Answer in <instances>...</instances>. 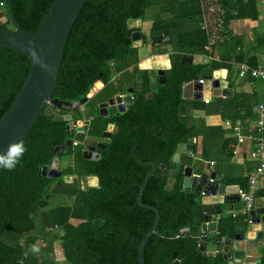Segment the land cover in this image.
<instances>
[{"label":"trees","instance_id":"obj_1","mask_svg":"<svg viewBox=\"0 0 264 264\" xmlns=\"http://www.w3.org/2000/svg\"><path fill=\"white\" fill-rule=\"evenodd\" d=\"M10 1L17 24L25 32L34 34L53 0ZM215 4L221 11L222 54L217 61L205 65L180 63L186 50L202 51L207 44L208 33L198 25L200 0H87L83 4L69 31L51 99L77 101L94 82L101 81L103 87L81 110H73L72 119L84 117L88 137H100L107 123H112L116 131L97 160H84L72 145L67 122L53 121L41 114L36 118L19 142L26 149L19 163L11 170L0 167V264H38V254H51L54 242L66 264H137L139 242L153 221V214L136 204L138 189L151 169L147 163H152L154 170L147 178L140 201L156 209L159 220L155 233L144 246V264H170L173 252L179 264H226L220 253L202 256L199 252L204 213L198 196L179 189L184 165L176 167L171 162L179 146L193 150L190 138L196 137L199 131L187 123V116L203 111L200 102L180 98L181 85L203 79L211 71L225 69L227 61L231 66L241 64L249 69L257 66L255 56L241 51V38L231 35L227 26L233 20H257L258 5L252 0H215ZM3 6L8 20L6 4ZM149 6L156 9L151 10L145 34L142 21ZM130 19L140 21L141 46L164 43L173 48L160 83L150 82L146 71L136 69L137 48L132 47L126 34V22ZM0 30H7L6 24L0 25ZM254 39L255 49L264 46V35H254ZM204 69L208 71L205 73ZM27 70L28 63L22 55L0 48V116L18 92ZM135 73H139L140 86L125 111L108 118L96 115L94 98L98 96L101 102L114 94H122L125 86L134 84ZM247 76L241 77L242 81ZM226 80L231 82L227 77ZM251 80L260 83L264 95V80ZM148 93H151L149 99L145 96ZM256 99V93L241 94L233 95L229 102L237 104L235 113L241 112V118L247 119ZM65 114H68L65 110L53 112V115ZM211 130L219 132L220 128L211 127ZM66 139L71 140V146L60 149L58 160L69 164L62 169L60 179L41 176L40 169L53 158V148ZM160 165L167 174L176 169L170 187L168 175H161ZM88 176L96 177V187L81 189L63 180L72 177V181L74 178L80 181ZM240 187L244 188L245 184ZM256 194L257 191L255 197ZM46 195L49 197L44 199ZM62 197H72V201L63 203ZM43 201L53 204L40 215L43 225L56 227L55 232L51 230L53 236L48 238L45 229V240L36 235L22 243L5 242L6 236L29 235L33 229L32 216ZM232 222L228 217L225 225L231 226ZM219 226L217 237H232L229 228ZM256 264H264V247Z\"/></svg>","mask_w":264,"mask_h":264},{"label":"water","instance_id":"obj_2","mask_svg":"<svg viewBox=\"0 0 264 264\" xmlns=\"http://www.w3.org/2000/svg\"><path fill=\"white\" fill-rule=\"evenodd\" d=\"M87 0H53L39 24L34 34L27 33L20 28L14 19L11 1L0 0V5L6 4V12L8 20L5 18V13L0 9V25L10 23L11 29L0 30V48L12 50L22 55L27 63L28 70L26 77L21 84L18 92L13 98L8 108L0 116V155L7 153L9 146L19 143L32 127L36 118L41 114L46 118H52L53 121L67 122L68 133L72 134V140L77 143H82L86 132V126L82 120H72L69 114L53 115L54 109L60 110H76L80 109L89 99H91L102 87L101 81H96L88 89L87 93L79 100L74 102H63L57 99H51V93L55 85L60 61L62 58L65 43L71 29V26L77 18L79 11ZM138 20H127L126 34L130 37L132 47L140 46L139 26H136ZM200 58H192L189 55H182L180 63L182 65L200 64ZM206 60L202 59L201 63ZM99 84V88H95ZM227 84L223 80H210L206 78L203 83L198 81H190L184 83L180 88V96L185 100L192 101H207L211 97H225L230 95L231 91L226 87ZM130 93L132 92L131 87ZM125 90V89H124ZM131 103V98L125 102V105ZM106 104L98 105L99 109H104ZM110 115L122 113L125 106L118 108L114 99L111 104L106 107ZM106 112L100 116H105ZM79 122L83 125V131L77 133L75 123ZM106 130L111 132V127L107 126ZM116 131V129L114 130ZM80 134L81 139L77 136ZM104 135V134H103ZM108 136V134H106ZM71 140L66 139L60 146L54 147L52 151L53 158L47 166H43L39 174L49 179H56L60 176L58 168V156L60 149L64 146H69ZM96 153L104 151V144H97ZM87 150H91L88 148ZM84 158V157H83ZM151 167L150 171L144 176L141 187L136 195V204L153 214V221L145 236L140 240L136 261L137 264H144L143 249L148 239L155 233L156 225L159 220L158 212L151 206L141 203L140 195L146 184L147 178L154 170L152 163H147ZM161 175L164 177L167 172L162 165ZM86 185L88 188H94L97 185V179L94 176L86 177ZM237 185L218 184L215 180L213 172H201L196 176L190 174L189 168H184L182 177L179 182V189L183 192H192L199 197L201 211L204 213L203 223L200 225V242L198 250L202 256H213L215 253H220L226 264H242L245 260V252L251 248H263L264 246V206L252 210L249 217L252 218V224L246 227L243 233L234 234L232 238H215L213 251L205 250V240L207 234L215 231V224L210 222L211 213H218L220 205L232 204L238 202L236 194ZM200 193L202 196H200ZM46 195L44 199H47ZM45 203L44 201L42 202ZM264 203V202H263ZM177 255L173 252L170 256V264H179ZM253 264V263H250Z\"/></svg>","mask_w":264,"mask_h":264},{"label":"crops","instance_id":"obj_3","mask_svg":"<svg viewBox=\"0 0 264 264\" xmlns=\"http://www.w3.org/2000/svg\"><path fill=\"white\" fill-rule=\"evenodd\" d=\"M200 8H201V17H200L201 21L198 23V25L200 26V28H203L208 33V28H207L208 26L205 20L206 16L208 15V11L206 13L203 12L202 7H201V2H200ZM218 11L221 14V11L220 10ZM257 11H258L257 20L255 21H250L248 19L233 20L228 23L227 28L230 31L231 35L238 36L241 38V51L242 52L247 51L249 55H254L256 59V65L264 67V46H259V50L255 49L257 44L254 39V35H264V14H263L264 6L257 7ZM218 22L219 24H217V26L214 27L216 29L215 31L218 32L217 44L214 42H211L208 36L207 44L206 46H204L202 51L199 50L197 52L190 53V50H186L185 51L186 53L184 52L182 55H189L192 58L194 57L200 58L199 59L200 64H195V65H205V64H208L210 61H217L219 56L222 54L221 43H222V40L224 39V37L221 36L222 29L220 27V19ZM158 45H163V44H157V45H152V46L156 47ZM163 46H167V47L169 46V50H166L167 48L166 49L164 48L165 51H163L162 53L164 57H166V59L164 58V62L156 65L155 67L151 66L146 71L148 75L150 76V79H149L150 82H153L155 80L160 83L163 79L165 70L168 68L167 57L169 54L173 52V48L169 44H165ZM236 51H238V48H236ZM202 59H205L206 61L204 63H201ZM190 65H194V64H190ZM239 65L241 64L231 66V63L227 61L224 63V66H225L224 68L226 70L219 69V70L211 71L209 75L207 74L205 75L203 79H200V80H203V82L206 78H210V80H223L226 82L227 84L226 87L231 91V93L230 95L225 96V97H221V96L215 97V98L211 97L207 101H203V100L196 101V102H200L203 105V111L193 112L192 114L187 116V123L189 125H193L199 131L196 137L190 138V140L191 139L195 140L194 143H191L194 146L193 150L186 149L184 145L179 146L176 152L172 155L171 162L176 167L180 165H184V168H189L190 174H192V176H196L201 172H205V173L213 172L215 175V180L218 184L220 183V184H224L227 186L237 185L239 188H241L240 185L242 186L243 184H245L248 173L256 166V163H257V160L255 158L254 148L252 144H249V143H244L241 145L235 144V141L231 138L230 130L225 128L222 122L225 120H229V121L240 120V121L245 122V125H250L251 127L252 122H253L252 113L250 114V117L247 119L241 118L242 116L241 112L239 114L235 113L237 104L236 105L231 104L229 102V99L233 95L243 94L245 96H249L253 93H256L257 95L256 102L250 108L252 111V108L255 105L264 101V95H263V89L260 86V83L252 82V80L248 76L245 78L244 81H242V79L239 78L237 74L238 72L237 67ZM158 66H161V67H158ZM207 71H208L207 69H204L205 73ZM226 77L231 79V82H228L226 80ZM133 81H134L133 85L132 84L127 85L123 88V93H124L125 88L127 87L132 88V92L129 94L130 98H131V94L135 91L134 89L137 88L138 84L140 86V83H139L140 79L137 80V75L134 76ZM194 81H198V80H194ZM123 93L114 94L113 100L116 98V96L123 95ZM145 96L146 98L149 99L151 98V93H148ZM182 100H185V99H182ZM188 100L192 101L190 99ZM128 105H125V109ZM83 125L86 126V130H87V123L83 122ZM211 127H219L220 131L218 132L216 130H211ZM186 150H190L191 152H193L194 158L187 157L185 154ZM233 150L235 151L234 154L232 153ZM218 166H222V170H219L217 168ZM224 166L227 168L226 170L224 169ZM227 171L230 175L226 174ZM175 172H176V169L172 170L171 172L167 174L168 175V178H167L168 187H170L174 182L173 176ZM256 191L258 192V194H256V197H255L254 208L258 209L264 206V203H263L264 202V177L259 181ZM239 206H240L239 201L236 203H232V204L223 203L222 205H220V207L218 208L220 210V217L215 223L213 222L215 224V231L212 233H208L207 239L205 240V250L206 251L214 250L215 246L213 245V241L215 238L225 239V238L231 237L228 235L217 237L216 235L218 234L217 232L218 225H220L219 227H221L222 229L229 228V230L232 232L233 235L243 233L246 230V225L242 222L241 218H231L227 216L226 214H224V208H227V207L238 208ZM212 214L214 213H211V215ZM228 217L230 219H233L234 221L235 219H240L241 225H239L237 222L235 223L232 222L231 226L229 225L226 226L225 221H226V218ZM209 221L212 222L211 219ZM199 237H200V232H199ZM207 244L210 245L212 248L206 249ZM249 250H246L245 252L246 254L245 261L247 260L246 262L248 263L250 262V263L256 264V262L258 261L261 255L262 248L260 249V254L258 258H255V259H253L254 257L252 255L253 251H249Z\"/></svg>","mask_w":264,"mask_h":264},{"label":"built area","instance_id":"obj_4","mask_svg":"<svg viewBox=\"0 0 264 264\" xmlns=\"http://www.w3.org/2000/svg\"><path fill=\"white\" fill-rule=\"evenodd\" d=\"M258 7L264 6V0H252ZM264 14V12H263ZM237 74L239 78L244 75H248L250 79H260L264 80V67L257 66L255 68H247L245 65H239L237 67ZM199 83H202L203 80H198ZM252 117L253 122L252 126L245 125V122L240 120L229 121L225 120L222 122L225 128L230 130L231 138L235 141V144L241 145L244 143L252 144L255 152V158L257 160L256 166L248 173L246 177V183L244 188H238L236 194L238 196V201L240 206L238 208L227 207L224 208V214L231 218H241L242 222L246 227L252 224V218L249 217V213L254 208L255 202V192L259 181L264 177V101L255 105L252 108ZM191 143H194L195 140L191 139ZM75 144V141H72V145ZM234 154L235 151L233 150ZM186 156L189 158H194L193 152L186 150ZM79 186L81 189H85L86 178L80 179ZM200 196L202 194L200 193ZM220 217V211L210 215L212 222H216ZM48 229V228H47ZM56 227L49 228L48 230H54ZM40 241H37L39 243ZM246 263V261H243ZM242 262V264H243Z\"/></svg>","mask_w":264,"mask_h":264},{"label":"rangeland","instance_id":"obj_5","mask_svg":"<svg viewBox=\"0 0 264 264\" xmlns=\"http://www.w3.org/2000/svg\"><path fill=\"white\" fill-rule=\"evenodd\" d=\"M156 1L158 2V0H156ZM200 2H201V7H202L203 12L206 13L208 11V15L206 16L205 20H206V24L208 26L207 28H208L209 40L211 42H214V43L217 44L218 32L215 31L216 29L214 27H216L217 24H219L218 21L220 19V15H219L220 13H219V11H218V9L216 7V4H215L214 0H200ZM209 8H211V9H209ZM0 9L5 13L4 6L0 5ZM155 9L156 8L154 6H149L148 8H146L145 13H144V21H142L143 22L142 32L145 33V31L148 29L149 23L151 21V14H150L151 10H155ZM136 26L140 27V21L136 24ZM6 27H7V29H11L12 28L10 23H7V22H6ZM141 44L142 43H140V46H141ZM161 44L165 45L164 43H161ZM163 45H158L156 47H153L149 43H145L141 47L140 46L137 47L136 55L138 56V63L136 64V67H137L136 69H138L140 71H147V69L150 68L151 66L155 67L156 65L164 62V58L166 59V57H164V55L162 53H163V51H165L166 48H167L166 50H169V46L167 47V46H163ZM156 56H158V57H156ZM158 67H161V66H158ZM111 72L114 73V70L111 69ZM132 72H134V71H132ZM136 74L137 73H135V75ZM159 74H161V73H159ZM137 80H139V73L137 74ZM106 92H104V94ZM113 97L114 96L111 97L110 102L114 101ZM94 101L98 102V96H96L94 98ZM56 109H58V108H56ZM79 110H81V107H80ZM83 119H84V117H83ZM68 164H69V162H64L63 163V161H61L59 168H64ZM217 168L219 170H222V166H218ZM224 169L226 170L227 168L224 166ZM226 174L230 175L228 173V171L226 172ZM63 180H66V183H68V184L72 183L73 185H77V187L80 184L79 183L80 181H78V179H76V178H74V181H71L69 178H65ZM61 200H63V203H68L69 204L72 201V197H62ZM52 205L53 204L52 203L50 204L49 202H45L44 204L41 203L40 208L38 209V211H36V213H34L33 216H32L33 229L28 233L29 235L25 234V237H19L18 236L17 238L14 237V236H6V237H4L5 242H7V243H16V242L22 243L27 238H32V237L36 238V235H38L37 238H41L40 235L43 236L42 239L45 240L46 239V237H44L45 229L47 230L46 232H48L46 234L48 238L53 236V233L55 232V230H53L54 232L53 231H49L48 230L49 228L46 227L45 225H43L42 218L40 217L41 214H44L48 209L52 208ZM235 222H237L239 225H241L240 219H235L234 223ZM72 223H74V222L72 221ZM37 240H39V239H37ZM42 244L39 245L40 248L42 247ZM56 245L57 244L54 242L53 245H52V253L51 254L48 253V252L46 254H42V253L38 254V257H39V263L38 264H66L60 258L59 254H58V251L56 249V247H57ZM206 247H207L206 249L212 248L208 244L206 245ZM253 249L254 248H251V250H249V251H253L252 252V255L254 256L253 259L258 258L259 254H260V249H258V248L254 249V250Z\"/></svg>","mask_w":264,"mask_h":264},{"label":"flooded vegetation","instance_id":"obj_6","mask_svg":"<svg viewBox=\"0 0 264 264\" xmlns=\"http://www.w3.org/2000/svg\"><path fill=\"white\" fill-rule=\"evenodd\" d=\"M2 6H3V4H2ZM137 89V88H136ZM136 89H134V90H136ZM126 88H125V90H124V93H123V95H118V96H116V98H115V101H116V106L118 107V108H122V106H125V104H124V98L127 96L126 95ZM135 92V91H134ZM134 92L131 94V101L133 100V97H134ZM97 94V93H96ZM95 96V95H94ZM117 99H119V101H117ZM110 100H111V98H109V99H107V100H105V101H101V102H97L96 103V115H98V116H100L101 114H103L104 112H106V114H105V116H103V117H106V118H108V117H110V116H112V115H110V114H108V112H107V108L106 107H108L110 104H111V102H110ZM101 103H104V104H106V107L104 108V109H99L98 108V105L99 104H101ZM68 112V114L70 115V117L72 118V116H74V113H73V111L72 110H69V111H67ZM120 114V113H119ZM102 117V116H101ZM73 120V119H72ZM107 126H110L111 127V132H108L107 130H106V128H107ZM76 127V126H75ZM116 128L113 126V124L112 123H107L106 124V126H105V129H104V131L100 134V137H94V138H92V137H88L87 135H86V133H85V135H84V139H83V142L82 143H77V142H75V144L73 145L74 147H76L75 149L77 150V148H78V151L80 152V156H81V158L82 159H84V160H91V161H95V160H97L98 159V157L100 156V154H102L103 152H101V153H96V149H100V147H97V144H104V146H105V144L107 143V141L109 140V138H110V136H111V134L113 133V132H115L114 130H115ZM104 134V135H103ZM106 134H108V136H106ZM70 144H71V142H70ZM71 146V145H70ZM78 146V147H77ZM73 148V147H72ZM88 148H91V150H87ZM104 150H105V148H104ZM84 157V158H83ZM60 160H58V168L60 167ZM62 169H64V168H59V170H60V176H61V171H62ZM60 176L58 177L59 179H60ZM67 178H69L70 180H71V178L70 177H67ZM57 179V178H56ZM56 179H53V180H56ZM72 181V180H71ZM70 181V182H71ZM231 238V237H230ZM245 261V260H244ZM243 264H250V262L248 263V262H246V263H244L243 262Z\"/></svg>","mask_w":264,"mask_h":264},{"label":"clouds","instance_id":"obj_7","mask_svg":"<svg viewBox=\"0 0 264 264\" xmlns=\"http://www.w3.org/2000/svg\"><path fill=\"white\" fill-rule=\"evenodd\" d=\"M82 122L86 123L84 120H82ZM25 151L26 149L24 148L22 143L10 145L7 153L4 155H0V167L9 170L13 169L16 164L19 163V159L20 157H22Z\"/></svg>","mask_w":264,"mask_h":264},{"label":"bare ground","instance_id":"obj_8","mask_svg":"<svg viewBox=\"0 0 264 264\" xmlns=\"http://www.w3.org/2000/svg\"><path fill=\"white\" fill-rule=\"evenodd\" d=\"M95 88H96V89L99 88V84H96ZM125 92H126V95H127V96L124 98V104H125L126 100L128 99L129 94H130V88H126V91H125ZM117 101H119V99H117ZM75 126H76V131H77V133H81V132L83 131V125H82L81 123L76 122V123H75ZM77 138H78V139H81L80 134H78ZM256 255H257V254H256ZM249 258H250V257H249Z\"/></svg>","mask_w":264,"mask_h":264}]
</instances>
